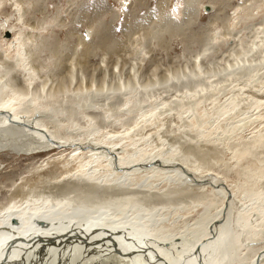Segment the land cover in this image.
<instances>
[{"label":"bare ground","instance_id":"bare-ground-1","mask_svg":"<svg viewBox=\"0 0 264 264\" xmlns=\"http://www.w3.org/2000/svg\"><path fill=\"white\" fill-rule=\"evenodd\" d=\"M190 2L181 19L160 8L139 31L136 53L171 32L188 52L149 76L133 57L127 74L115 63L100 76L71 68L50 81L64 53L45 63L43 38L2 23L11 35L0 41V152L45 154L0 190V264L89 241L114 251L103 264L117 253L111 264H264V25L236 30L223 18L213 29L215 17L186 43ZM228 35L235 44L222 49ZM90 256L48 261L99 264Z\"/></svg>","mask_w":264,"mask_h":264},{"label":"rangeland","instance_id":"rangeland-1","mask_svg":"<svg viewBox=\"0 0 264 264\" xmlns=\"http://www.w3.org/2000/svg\"><path fill=\"white\" fill-rule=\"evenodd\" d=\"M20 1L21 2L18 4H20L19 6L21 9L23 6L22 10L20 8L19 10L13 8L11 0H0V41L7 36V30L5 31L2 26V23L4 25L7 23L9 26L12 24V26L19 29L22 33H34L33 37L38 38H36V40L43 38L44 43L42 47L44 48H42L39 53L41 61L45 63L54 61L57 57L51 60V54L59 52L61 55L64 53L61 60L64 61V65L67 62L66 66L68 69L66 66H60L57 70V74L48 76L50 77V81L57 79L56 77H59L61 72L65 73L71 68L73 70L75 69L78 77H80V74L86 77H90L91 75L100 76L106 68L112 67L115 63H117L122 70L124 69L122 73L127 74L128 69L133 64V57L135 59L134 63L136 65L134 64V66L136 69L139 70L138 67H140L141 72L145 75L147 73V76L150 75V70L152 68L158 69V72L161 71L159 74H164L169 67H173L176 64L182 65L187 60L188 52L185 42L182 40L183 35H173L172 32L164 34L161 40H152L147 47L136 53L140 41L139 31H147L148 28L150 29V27H152V18L156 19L158 16H161L160 8L168 13H172V16L177 15L179 17L178 19H181L179 15L183 13L182 9L184 8V4L181 3L182 0H131V3H129V0ZM194 1L191 0L190 2L191 10L188 16L189 28L186 30L184 37L186 43H190L191 30L189 29L198 32L199 29H202L199 28V25L202 24L201 26H207L208 22L214 20L215 17H217L216 23L214 24L216 27L213 25V29L218 28L223 18L229 19L236 30L241 29L247 22L254 21L257 24L260 21L261 23L263 22L262 25H264V0H254V2L249 5H246L248 0H216L215 9H212L213 12L212 10L206 12L207 10L202 6V4L208 0ZM249 6H251V11L248 10ZM216 8H218V11H216ZM193 12H195V14H193ZM99 21L108 22L107 27L104 29V35H101L100 32L92 34L88 27V25H97ZM156 22L158 21L156 20ZM116 26H121L123 31H114L113 29ZM144 26L146 27L144 28ZM8 32H10L11 35V31ZM202 32L201 30L200 33ZM233 37L232 35H228L223 38L222 49H227L228 45L235 44ZM191 44L194 45H192L193 48H196V43L191 42ZM110 45L113 47L111 48ZM51 51L52 53H50ZM73 61L76 63L75 65ZM151 63L153 64L151 65ZM154 65L156 67H154ZM22 145H24V143H22ZM52 151H56L55 148H53ZM44 154L45 152L30 153L29 155L7 151L0 152V190L17 185L24 175L27 176L37 171L39 168L37 167L38 165L34 166L30 163L42 158ZM56 161L53 160L51 163H55ZM44 164L46 163L42 165ZM88 243H90L88 246L81 247L53 246L45 248L43 245L38 246L33 251H29L22 260L26 263L30 258L35 257L32 261L33 264H53L48 261L49 256H55L62 261H69L67 256H70V260H73L76 258L77 254L86 251L91 254L90 257H100L96 259L99 264H103L104 261L102 256L114 252L112 249L101 248L108 246L100 245L94 247L91 245V241ZM74 251H77V253L75 254ZM118 254L119 253L106 262L108 264L116 262V260L113 261V259H116ZM45 261L47 262L45 263ZM66 264H69V262Z\"/></svg>","mask_w":264,"mask_h":264},{"label":"snow or ice","instance_id":"snow-or-ice-1","mask_svg":"<svg viewBox=\"0 0 264 264\" xmlns=\"http://www.w3.org/2000/svg\"><path fill=\"white\" fill-rule=\"evenodd\" d=\"M129 3H131V0H129ZM127 7V6H125ZM125 19H126V14H125ZM108 22L107 21H99L97 24V31L100 32L101 35H104V29L107 27ZM116 32H121L123 31V28L121 26H116L114 29Z\"/></svg>","mask_w":264,"mask_h":264},{"label":"water","instance_id":"water-1","mask_svg":"<svg viewBox=\"0 0 264 264\" xmlns=\"http://www.w3.org/2000/svg\"><path fill=\"white\" fill-rule=\"evenodd\" d=\"M7 35H9V33H8V31H7V33H6Z\"/></svg>","mask_w":264,"mask_h":264}]
</instances>
